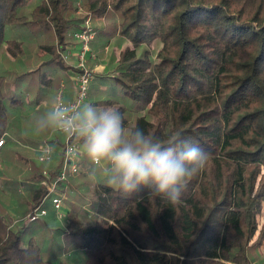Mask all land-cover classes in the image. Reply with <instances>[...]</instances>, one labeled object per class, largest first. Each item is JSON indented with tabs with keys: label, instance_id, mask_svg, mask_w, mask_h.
I'll use <instances>...</instances> for the list:
<instances>
[{
	"label": "trees",
	"instance_id": "16d2710c",
	"mask_svg": "<svg viewBox=\"0 0 264 264\" xmlns=\"http://www.w3.org/2000/svg\"><path fill=\"white\" fill-rule=\"evenodd\" d=\"M78 2L125 43L110 72L95 75L88 98L105 95L94 104L117 106L127 124L131 119L161 139L180 133L207 152L208 162L175 204L144 187L125 193L99 172L70 177V188L90 197L96 218L73 205L60 218L47 207L30 222L23 218L47 190L43 166L28 157L51 133L32 141V118L40 113L32 99L21 120L26 133L12 139L9 152L32 166L23 185L34 188L20 218L0 201V264H261L264 256L255 253L264 243V0H0V138L17 136L12 113L24 91L45 96L55 84L47 71L75 74L60 52L76 43ZM97 80L120 96L105 84L97 93ZM64 137L49 139L58 153L43 165L53 180ZM81 160L89 162L83 154ZM57 234L70 239V249L52 250Z\"/></svg>",
	"mask_w": 264,
	"mask_h": 264
},
{
	"label": "clouds",
	"instance_id": "9594fccd",
	"mask_svg": "<svg viewBox=\"0 0 264 264\" xmlns=\"http://www.w3.org/2000/svg\"><path fill=\"white\" fill-rule=\"evenodd\" d=\"M32 127L77 142L90 162L91 176L102 173L108 185L125 193L147 188L151 197L173 204L208 162L207 152L195 142L180 133L161 139L129 125L115 105L74 103L56 96L32 118Z\"/></svg>",
	"mask_w": 264,
	"mask_h": 264
},
{
	"label": "built area",
	"instance_id": "2783aa9c",
	"mask_svg": "<svg viewBox=\"0 0 264 264\" xmlns=\"http://www.w3.org/2000/svg\"><path fill=\"white\" fill-rule=\"evenodd\" d=\"M77 12L82 17L81 27L74 32L76 43L68 44L60 53L62 58L72 64L75 69L73 76L75 90L72 98H66L65 84L62 82L58 90L57 96H61L71 102L78 103L80 101L87 102L91 84L95 78V68L90 66V61L97 57L96 52L91 47L97 36V30L93 24V16L86 11L80 2L77 4ZM73 60L74 62H71ZM51 135L44 140L39 148L37 160L42 164H49L53 161L54 156L58 153L54 143L49 141ZM5 143L4 138H0V149ZM77 142L64 137V146L61 152L62 167L55 175L54 180L51 178V172L47 167L42 169L43 176L46 177L41 183L46 187L47 194L39 204L31 207L27 216L23 219L28 221H36L48 214V209L45 206L47 202H51L56 216L62 217L68 213L67 206V191L70 188V177H77L84 171L82 166V153L76 147ZM69 148L74 150L69 153ZM23 187L21 186V189Z\"/></svg>",
	"mask_w": 264,
	"mask_h": 264
},
{
	"label": "crops",
	"instance_id": "0c3cea01",
	"mask_svg": "<svg viewBox=\"0 0 264 264\" xmlns=\"http://www.w3.org/2000/svg\"><path fill=\"white\" fill-rule=\"evenodd\" d=\"M94 20H95V22H94L95 24L94 23L93 24H94V26H95V28L97 30V36L96 37L98 38V40L97 41H96V39L94 40V42L92 43V48H93V50L97 51L98 47L99 48L101 47V48L104 49V46L108 42V40L104 39V37L101 36L100 34L98 36V32L99 33L102 32V28L98 27L99 28V31H98L96 23L98 24L99 21L96 18ZM116 43L119 46H121V45L124 46V44H125V43H122V44L118 43V40H117ZM71 62H74V61L71 60ZM69 65L72 66V64H69ZM109 65H110V63H109ZM111 65H110V67H111ZM55 73H58L57 80L55 81V84L52 86V88L48 90L47 95L43 96V95L37 94L36 92L38 91V89L36 91L34 90L31 95H28L25 91L22 93V100H23V103H24L25 106L30 100L33 99V102L34 101L37 102V103H34L35 108L37 110H40V112H42L43 111V107L45 108L46 104L48 102H50L56 96L57 90H58V88L60 86L59 84H61V82H63L66 85L65 86V88H66V93H65L66 94V98L68 99V98H72L73 97L74 90H75V85H74V80H73V76H74L73 71L63 70V69L57 68V72H54V74H52V75L56 76ZM98 73H99V75H104L105 74V72L102 69H101V71H98ZM55 79H56V77H55ZM104 84H105V82H102V84L100 85V87H101L100 89H104V90L106 89ZM97 96L98 97H95L94 99L90 98L91 101L93 100L92 104H94V102L97 101V100L106 98L105 95L102 96V94H99ZM14 114L15 115L20 114V111L16 109L12 113V118H13L12 120H13V122L17 123L16 124L17 125V131H16L17 132V136L14 133L13 134L10 133L11 131H9L6 135H3L5 143L2 145V148L0 149V157H1V159H0V170L1 171L4 170L3 173H0V201L2 203V206L4 208H7V210H6L7 214L9 213V215L12 218H16V217L20 218L21 216H23L28 211V207L29 206L28 205L25 206L24 203H25V199L29 200V197H31V195L29 194V191L31 189H33L34 187H31V188L30 187H28V188L26 187L25 190H24V187H23L21 189V186H24L23 183L26 180L25 176H26L27 171H29V170L27 169V167L23 166V164L17 162V160H18L17 156L12 155L9 152L10 145L12 144V142H11L12 139L20 137L22 134L25 135L26 127H27V124H25V122H21V121L18 122L17 121L18 117H16ZM31 127H32V125L30 126V130H31L30 133H32L33 137H34L33 138L34 140H32V141L38 142L39 139L41 138L42 134L37 135L38 132H36L33 129V127L32 128ZM50 135H51V137H53L54 133L51 132ZM31 157H32V159H34L36 161V164L39 165V162H38V160L36 158V154L35 155L34 154L30 155V157H28V158H31ZM3 159H5V160H3ZM4 163L7 164V169H4V165H3ZM29 166H30V168H32L31 165H29ZM33 186H34V184H33ZM71 186L74 188V185H71ZM26 191L28 192V194L26 193ZM68 210H70L69 206H68ZM261 256L262 257L264 256V243L258 249V251L255 253V257L260 258ZM257 262L258 261H255L254 264H258ZM261 264H264V261H262Z\"/></svg>",
	"mask_w": 264,
	"mask_h": 264
},
{
	"label": "rangeland",
	"instance_id": "374dc122",
	"mask_svg": "<svg viewBox=\"0 0 264 264\" xmlns=\"http://www.w3.org/2000/svg\"><path fill=\"white\" fill-rule=\"evenodd\" d=\"M35 1V0H34ZM95 18H93V23L95 22V20H94ZM96 19H98V24L96 23V25H97V28L99 27H103V28H106V31H108V32H112V33H109V34H111L110 35V37L107 35V32H101V33H99L98 32V36H99V34L101 35V36H103L104 37V39H107L108 40V42L105 44V46H104V49L103 48H97L98 50L97 51H95L96 52V54H97V57L95 58V60H93V61H90V66L92 67V68H95V74L94 75H99V73H98V71H101V69L105 72V73H109L110 72V70L112 69V63L113 64H115V63H117L118 62V60H119V56H120V53H121V50H122V47L121 46H119V45H117V39H118V33L117 32H115V31H112V28H110L108 25H106V21L103 19H99V18H97L96 17ZM95 24V23H94ZM99 28H98V30H99ZM96 39V41L98 40V38L96 37L95 38ZM91 47H92V44H91ZM32 49V51H30L28 54H27V56H29V57H32L33 55H35V53L37 52V49H38V47L37 46H35L34 48L32 47L31 48ZM100 49V50H99ZM151 49V48H150ZM155 49V46H153L152 47V50H154ZM109 63H110V65H111V67H110V65H109ZM36 65H38V64H33V67H31V68H37L36 67ZM59 71V70H58ZM71 71V70H70ZM73 71V70H72ZM48 72V74L49 75H51V74H54V72H57V69H52V70H50V71H47ZM61 72V71H60ZM74 72H75V70H74ZM62 73V72H61ZM56 74V80H57V76H58V73H55ZM60 76V75H59ZM97 84H99V85H97ZM97 85V86H96ZM105 85H106V87L107 86H109L110 88H111V92L109 91L108 93L110 94V95H119L118 94V91H115L114 89H112V87H111V85H110V83H107V82H105ZM32 86H33V88H37V83H36V81H34L33 82V84H32ZM94 87V84L93 85H91V88H93ZM95 87H96V89H95V91L98 93V90H100V83L98 82V80L95 82ZM98 88V89H97ZM101 92V91H100ZM103 93H105V92H103ZM108 93H106V95H108ZM120 96V95H119ZM90 98H88L87 99V102L88 103H92V101H91V99L89 100ZM95 105V104H94ZM17 110H19L20 111V114H17V115H15L16 117H18V119H17V121L19 122V121H21V120H25L26 119V117H28L29 116V112H28V105H24V103H21V106L19 107V109H17ZM132 116H133V114H132ZM131 116V117H132ZM130 121V123H129V125H131V119L129 120ZM3 138V137H2ZM33 151V150H32ZM38 152V151H37ZM0 159H1V157H0ZM84 159L86 160L87 158L84 156ZM22 161V160H21ZM83 162H82V166H83V169H84V171L83 172H81V174L79 175V177L78 178H82V177H86V176H90V173H91V170H90V168H91V165H90V162H87V163H85L84 162V160H82ZM23 163V162H22ZM40 164V163H39ZM41 166H43V168H44V166L45 165H43L42 163L40 164ZM32 167V166H31ZM42 168V169H43ZM27 169L28 170H30L31 168H30V166H28L27 167ZM92 169V168H91ZM98 174H96L95 176H94V178H96V176H97ZM89 178H92L93 179V177H89ZM77 179V178H76ZM22 184V183H21ZM25 188H24V190L26 189V186H24ZM93 187V186H92ZM72 188V189H71ZM68 191H67V200H66V202H69V204L67 203V206H70V208L73 206V205H75L76 207H80V208H83L85 211H88L89 213H90V215H92V217H90V218H96V216H95V214H94V212L91 210V209H89V208H91V199H90V197L89 196H87V195H85L83 192H80L77 188H75V186H74V188L73 187H71ZM25 193V192H24ZM26 193L28 194V192L26 191ZM70 197V198H69ZM70 200V201H69ZM45 206L46 207H48V208H50L51 210H53L54 208H53V206H52V204H51V202H47L46 204H45ZM90 210V211H89ZM30 211V210H29ZM29 211H28V213H29ZM55 211V210H54ZM13 215V214H12ZM263 217V216H262ZM12 222V221H11ZM52 243H53V245H52V247L54 246V248L52 249V250H54V252L57 250V249H60V251L61 252H63V250H65V249H63V248H68V249H70L71 248V246H70V239L69 238H65V239H62L61 237H60V235L59 234H57L56 236H55V238H54V240L52 239ZM75 243V242H74ZM55 244H56V246H58V247H55ZM61 244V245H60ZM60 245V246H59ZM50 248H51V246H50ZM79 248V246L77 245V246H74V250H76V249H78ZM52 254V253H51Z\"/></svg>",
	"mask_w": 264,
	"mask_h": 264
}]
</instances>
